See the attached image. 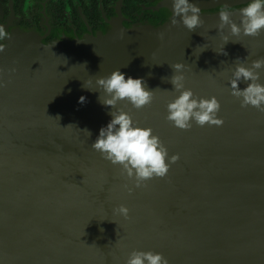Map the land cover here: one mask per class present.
<instances>
[{"label":"water","instance_id":"water-1","mask_svg":"<svg viewBox=\"0 0 264 264\" xmlns=\"http://www.w3.org/2000/svg\"><path fill=\"white\" fill-rule=\"evenodd\" d=\"M189 2L203 20L191 32L173 0H160L161 22L128 25L120 15L106 29L63 32L51 43L37 30L7 39L0 52V264H126L133 250L162 253L168 264H264V112L241 107L229 84L237 64L264 58V32L231 36L218 27L225 9L239 24L249 0ZM175 63L185 65V87L197 98L218 99L222 126L193 121L181 130L165 119L179 94L169 82ZM118 68L155 92L147 107L121 101L117 108L150 127L169 157L179 156L164 178L140 187L91 148L112 119L96 79ZM89 81L94 91L83 87ZM121 205L127 218L114 212Z\"/></svg>","mask_w":264,"mask_h":264},{"label":"clouds","instance_id":"clouds-1","mask_svg":"<svg viewBox=\"0 0 264 264\" xmlns=\"http://www.w3.org/2000/svg\"><path fill=\"white\" fill-rule=\"evenodd\" d=\"M173 11L190 32L203 24L199 7L189 0H173ZM219 21V29L227 28L231 36L243 34L257 37L264 32V0H249L248 5L240 10L239 24L232 19V13L227 9L219 12ZM173 23L177 21L173 20ZM229 35L222 37L224 45L230 41ZM7 36L5 28L0 26V40ZM3 51L4 47L0 45V52ZM170 67L173 69V75L169 82L179 94L168 103L165 119L181 130H189L193 121L201 127L222 126L224 121L218 117L221 109L218 99L215 96L197 98L191 89L185 87V65L175 63ZM261 69H264V58L252 61L251 66L237 64L229 84L231 95L241 100V107L251 106L264 112V84L259 82ZM241 81L247 85L243 89L239 87ZM90 83L85 82L83 87L94 91L88 86ZM96 85L105 93L103 98L99 96L98 99L101 104L112 109V119L106 127L100 129L99 136L91 144V148L111 164L121 166L122 172L135 181L136 187L154 178H164L171 164H174L179 156L169 157L167 147L153 134L150 127L138 126L129 112L117 108L121 101H127L137 110L147 107L153 102L155 91L148 90L142 78L134 79L129 76L126 79L119 68L107 76L97 78ZM79 102L85 103L86 98L81 96ZM84 131L91 136V132ZM114 212L127 218L129 210L121 205L114 209ZM126 264H168V260L162 253L133 250Z\"/></svg>","mask_w":264,"mask_h":264},{"label":"flooded vegetation","instance_id":"flooded-vegetation-1","mask_svg":"<svg viewBox=\"0 0 264 264\" xmlns=\"http://www.w3.org/2000/svg\"><path fill=\"white\" fill-rule=\"evenodd\" d=\"M158 3L160 0H0V26L8 34L0 45L20 30L43 32L48 43L63 32L84 35L101 31L120 15L128 25L161 22L165 19L161 9H156Z\"/></svg>","mask_w":264,"mask_h":264}]
</instances>
